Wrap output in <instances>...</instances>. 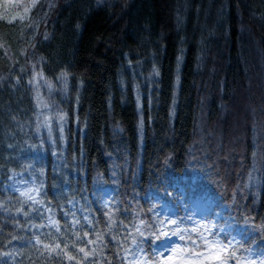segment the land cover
I'll use <instances>...</instances> for the list:
<instances>
[{
  "label": "trees",
  "instance_id": "trees-1",
  "mask_svg": "<svg viewBox=\"0 0 264 264\" xmlns=\"http://www.w3.org/2000/svg\"><path fill=\"white\" fill-rule=\"evenodd\" d=\"M24 4L0 17V264L157 260L153 198L186 222L188 181L231 225L227 264L264 258V0ZM27 168L38 213L7 184Z\"/></svg>",
  "mask_w": 264,
  "mask_h": 264
},
{
  "label": "rangeland",
  "instance_id": "rangeland-1",
  "mask_svg": "<svg viewBox=\"0 0 264 264\" xmlns=\"http://www.w3.org/2000/svg\"><path fill=\"white\" fill-rule=\"evenodd\" d=\"M28 3L30 5L31 2L29 1ZM27 5L24 4V0H0V17L5 18L8 21L21 18L28 10ZM51 88V86H48L49 90H51ZM238 106V104L234 103L232 108ZM247 106L249 107V104H247ZM234 114L233 109L232 116H234ZM192 182L194 181H188L183 185V190L187 187L189 188L188 200H190V203H188V207L184 208L187 212L186 222H188V224L181 219L172 203L167 200H159L155 196L153 198L155 201V212L161 221V238L159 239V243L155 245V252H158L157 254L159 255H156L157 260H151L155 261V264H163V261L160 259L161 257L167 259L168 256L174 255L172 249L178 244L184 248H188L190 252H177L175 255L184 259H203V256L200 254L207 246L203 244V241L199 242L197 238L201 240L207 239L210 243H217L225 248H228V244L233 239L234 233L226 241L223 240L221 233L225 228L231 227V225L225 221L217 222L218 218L221 217L220 211L213 208L210 196L206 193L205 195L203 189H194ZM7 184L11 189L19 192L21 195L26 189L36 188L38 189L37 191L29 194L33 195L36 199L38 198L39 184L30 173V168L12 171L8 176ZM197 185L199 188H204L205 186L204 183ZM168 220H173L175 223L169 224ZM161 224L163 226H161ZM201 225H207V230ZM181 236L184 237L183 240L181 239ZM144 257V255L137 251L133 259L134 263L136 264L137 261H142ZM252 261L264 264V258L262 257H258ZM173 264H176V261H173Z\"/></svg>",
  "mask_w": 264,
  "mask_h": 264
},
{
  "label": "snow or ice",
  "instance_id": "snow-or-ice-1",
  "mask_svg": "<svg viewBox=\"0 0 264 264\" xmlns=\"http://www.w3.org/2000/svg\"><path fill=\"white\" fill-rule=\"evenodd\" d=\"M180 57L177 58L178 62L180 61ZM130 63V62H129ZM67 73L62 72L61 74V78L64 80L65 86L67 84ZM59 119L61 121H63L64 117L63 115H61L59 117ZM142 123V122H141ZM38 189L36 188H32V189H26L22 195L25 197L24 199V204L28 205L29 208V212L32 213H38L42 211L43 208V202L36 199L33 195H30L29 193L35 192ZM33 202L36 205H40V207H33ZM69 204H72V201H68ZM106 203V202H105ZM22 209H16V211H21ZM81 211H84V209H81ZM29 212H25V216L29 215ZM115 214V206H113L112 209H109L107 212H105V216L108 219L109 222V226H111L112 221H113V216ZM87 223H92V221L88 218V216H83L82 217ZM48 224L51 225L52 227H56L58 222L55 221L54 219H52V217H48ZM74 223H79V221H74ZM137 223L139 225H141L143 227V230L141 231L140 228H137L136 234L139 237H144L146 235H155V233L152 231L154 225L149 221V222H145L144 220H138ZM156 223H161V221L159 219L156 220ZM169 224H174L175 221L173 220H168ZM161 226H163L161 224ZM202 227L205 228V230H207L208 226L207 225H201ZM33 227H36V225H33ZM76 235H79V233H77ZM84 236H88V232H84L83 233ZM36 239V243L40 244L42 241L40 240V237L37 236L35 237ZM181 239L183 240L184 237L181 236ZM102 243V237H98L97 241H88V243ZM143 239H141L137 244H141L143 243ZM203 244L206 245L207 247L204 249V251L200 254L203 256V259H184L180 256L175 255V253L177 252H185L188 253L190 252V250L188 248H184L181 245H176L172 251L174 255L168 256L167 259H164V257H161L160 259L163 261V264H173V261H176V264H207V262L212 261L214 262V264H227V258L224 255V253L229 252L228 248H225L223 246H221L220 244L217 243H210L209 240L204 239L203 240ZM45 248H49V245H45ZM55 248H59V245H55ZM79 252H82L84 254L85 257L89 256L91 253H89L88 251H86L84 248H79ZM70 259H73V257H69ZM86 264V262H85ZM136 264H155V261H149L147 256L144 257V259L142 261H137ZM236 264H260V262L257 261H247V260H240L237 259Z\"/></svg>",
  "mask_w": 264,
  "mask_h": 264
}]
</instances>
